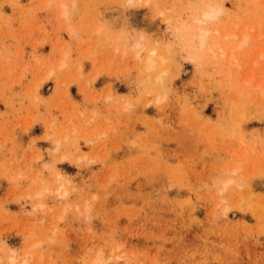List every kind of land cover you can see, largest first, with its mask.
Instances as JSON below:
<instances>
[{"label":"rangeland","instance_id":"obj_1","mask_svg":"<svg viewBox=\"0 0 264 264\" xmlns=\"http://www.w3.org/2000/svg\"><path fill=\"white\" fill-rule=\"evenodd\" d=\"M133 1L0 0V261L264 264V0Z\"/></svg>","mask_w":264,"mask_h":264},{"label":"bare ground","instance_id":"obj_2","mask_svg":"<svg viewBox=\"0 0 264 264\" xmlns=\"http://www.w3.org/2000/svg\"><path fill=\"white\" fill-rule=\"evenodd\" d=\"M136 2H138L137 0H135ZM149 1V0H148ZM129 2L130 3H132V2H134L133 0H129ZM145 3V2H144ZM138 4V3H137ZM221 4H219V5H217V4H208V7L203 11V12H200V13H202V14H200V17L199 18H196V19H194V21H192L193 23H195L196 25H198L199 26V28H197V33H196V35L194 36V40L193 41H195L193 44L195 45L196 44V49H202L205 45H206V41H207V38H208V35L210 34V31L209 30H207L206 28H204L203 27V25H205V24H207V22H211V21H213V20H216V19H218L219 18V16L222 14V12H223V9H222V7L220 6ZM61 10V9H60ZM224 13V12H223ZM61 17L62 16H64V14L61 12V15H60ZM197 26V27H198ZM189 30V29H188ZM246 30H248V29H246ZM245 30V31H246ZM250 30V29H249ZM248 30V32H250ZM72 32V31H71ZM191 32V31H190ZM211 32H213V31H211ZM247 32V31H246ZM234 34V33H233ZM241 34H243V38H240V42L238 43V45H237V48H239V49H241L244 45H247L246 44V42H247V40H248V38H249V35L247 34V33H244V32H242ZM192 35V34H191ZM230 35V34H229ZM232 35V34H231ZM234 37H226V39H228V38H232V39H234V38H237V36L238 35H236V34H234L233 35ZM242 36V35H241ZM261 36V35H260ZM209 37H210V35H209ZM192 40V39H191ZM209 40V39H208ZM189 43V42H188ZM208 43V42H207ZM165 46V45H164ZM139 47V46H138ZM138 47H136V48H138ZM194 47V46H193ZM140 49H141V47H140ZM218 50V49H217ZM225 50V49H224ZM212 51V50H211ZM219 52V51H218ZM140 53H141V51H140ZM156 51L155 50H152L151 52H150V55L148 54V58L146 59V61H145V70L146 71H151V70H153V69H155V66H156V62H157V58H156ZM222 54V53H221ZM228 54H230V53H227V55ZM229 56V55H228ZM227 57V56H226ZM225 58V57H224ZM230 59L231 60H234V64H236V58H235V55L234 54H230ZM163 61V58L162 57H160L159 58V61ZM65 60H63L59 65H58V68H62L63 66H65L66 64H65ZM164 62V61H163ZM256 62V61H255ZM257 64V63H256ZM259 64V63H258ZM257 64V65H258ZM234 66V65H233ZM232 66V67H233ZM239 66V65H238ZM256 66V65H255ZM230 67H231V65H230ZM236 67V66H235ZM239 68H241V67H239ZM253 68H255V67H253ZM252 68V69H253ZM257 69V68H256ZM251 71H254V72H256L255 71V69L254 70H251ZM250 72V71H249ZM254 72H252V75L249 73V75H251V76H248L247 75V77H248V79H246L245 80V84H246V86H252L254 83H253V74H254ZM51 73L52 72H50L49 74H48V76L47 77H49L50 75H51ZM256 77H257V75H256V73L254 74ZM161 76H163V75H161ZM258 78V77H257ZM256 84V86L254 87V88H256V89H254V90H257V89H260L261 88V85H264L263 83H261V85L260 84H258V82L256 81L255 82ZM261 94H263V93H261ZM236 170H238V168H235L234 170H232L233 172H235ZM228 210V209H227Z\"/></svg>","mask_w":264,"mask_h":264},{"label":"clouds","instance_id":"obj_3","mask_svg":"<svg viewBox=\"0 0 264 264\" xmlns=\"http://www.w3.org/2000/svg\"><path fill=\"white\" fill-rule=\"evenodd\" d=\"M62 13L64 15H67V8L66 6H62ZM236 173L232 172L229 173L228 179L224 180L220 186L217 188V195L223 197L224 194L229 190V188L236 186V180L233 178L235 177ZM222 204H226V201L221 200ZM12 252V255L9 257L8 264H19V260L15 255L14 250H10ZM0 264H3V261H0Z\"/></svg>","mask_w":264,"mask_h":264}]
</instances>
